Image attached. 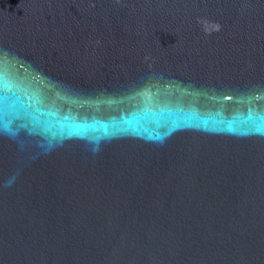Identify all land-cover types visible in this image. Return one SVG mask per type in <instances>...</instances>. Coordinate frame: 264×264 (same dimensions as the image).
I'll list each match as a JSON object with an SVG mask.
<instances>
[{"label":"water","instance_id":"obj_1","mask_svg":"<svg viewBox=\"0 0 264 264\" xmlns=\"http://www.w3.org/2000/svg\"><path fill=\"white\" fill-rule=\"evenodd\" d=\"M0 264H264V0H0Z\"/></svg>","mask_w":264,"mask_h":264},{"label":"flooded vegetation","instance_id":"obj_2","mask_svg":"<svg viewBox=\"0 0 264 264\" xmlns=\"http://www.w3.org/2000/svg\"><path fill=\"white\" fill-rule=\"evenodd\" d=\"M82 63H85V62H69V61H53V62H49V61H46V62H40L39 65L34 66L33 68L35 70H37L38 72H40L42 74V76H44V78H47L49 83L52 84V85H55V86L68 85V84H66V82L69 83V84H73V83H71L72 79L74 78V76H77L78 74L80 75V73L78 71H76L74 67L70 66L71 68L70 67L67 68V67L61 66V68H60L57 64H61V65L62 64H69V65L73 64L74 65V64H82ZM112 63H114V62H112ZM119 63H123V62H116V64H119ZM240 63H242V65L243 64H248L249 65V64H256V63H259V62L243 61V62H240ZM51 64H56V65L55 66H51ZM63 69H67V70L65 71ZM240 71L242 72V75H243V74H248V72L250 70L244 71L242 69ZM170 78H171V80H175V81H181L182 80L181 82H184V81L193 82V80H191V79H189L187 77H184L181 74L180 75L171 74ZM64 79H65L66 82L64 81ZM69 79H70V81H68ZM149 81H152V82L153 81H155V82H164V81H168V80H164L163 81L162 79L148 78V79L144 80L142 84H146ZM226 92L230 93V95L239 93L236 90H227Z\"/></svg>","mask_w":264,"mask_h":264}]
</instances>
